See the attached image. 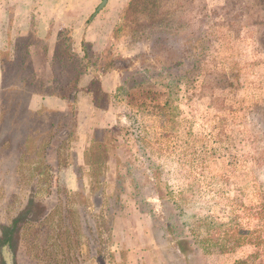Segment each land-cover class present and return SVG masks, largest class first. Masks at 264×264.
Listing matches in <instances>:
<instances>
[{"label":"rangeland","instance_id":"obj_1","mask_svg":"<svg viewBox=\"0 0 264 264\" xmlns=\"http://www.w3.org/2000/svg\"><path fill=\"white\" fill-rule=\"evenodd\" d=\"M106 6L109 39L73 46L64 28L54 41V23L44 39L34 27L1 38L0 112L56 95L79 62L93 79L90 93L84 72L63 106L32 110L30 128L3 136L0 113V243L13 228L0 264H264V0H107L97 12ZM68 43L72 57L57 59ZM18 75L23 92L5 93Z\"/></svg>","mask_w":264,"mask_h":264},{"label":"crops","instance_id":"obj_2","mask_svg":"<svg viewBox=\"0 0 264 264\" xmlns=\"http://www.w3.org/2000/svg\"><path fill=\"white\" fill-rule=\"evenodd\" d=\"M9 2L5 6L0 5V80L2 76L1 58L5 52L1 41L3 36H7V40H9L14 34V36L29 35V30H33L34 27V29L37 28L38 36L44 39L49 35L50 27L54 23L56 24L55 27H57L56 31L53 32L55 35L54 41L57 40V31L68 28L71 29L73 46H81L83 42H98L103 37L109 39L113 32V28L107 25L108 20L103 21L102 19V14L107 6L100 12L96 11L100 4L99 0H31L32 4L28 6L30 8H27V5H23L27 0H9ZM35 7H38L39 10L33 11ZM17 25H21V27L17 28ZM50 38L52 41V35ZM11 51L10 49L9 52ZM110 71L111 73L115 72L114 69ZM89 72L86 70L79 79L80 88L84 87L86 93H90L88 86L92 84L93 79L89 76ZM114 80L115 86H117L118 81L117 79ZM46 84H49V81ZM87 97L88 100L84 105L85 108L90 110L93 108V98H91L90 94ZM50 103L63 106L64 100L49 92L33 94L29 101V109L34 112L41 106H49ZM145 229L146 226L143 225L141 233ZM132 239V234H126L125 241L120 242V244H125L131 248L129 242Z\"/></svg>","mask_w":264,"mask_h":264},{"label":"trees","instance_id":"obj_3","mask_svg":"<svg viewBox=\"0 0 264 264\" xmlns=\"http://www.w3.org/2000/svg\"><path fill=\"white\" fill-rule=\"evenodd\" d=\"M65 34H66V32H65ZM59 37H61V35ZM64 47L65 48L62 49V51L64 50L63 52L58 47L59 52L61 51L62 54L60 55V53L58 54V51H56V56L55 57L57 59L59 58V56H60V59H63V57L67 56V54H69V57L70 58L72 57L71 54H70V50H69V43H68V45H66ZM64 52H65V55H63ZM84 58L90 59L89 55L86 54V53L83 54L82 60ZM82 64H83L82 62H79L77 64L78 66L77 65L75 66L76 68H79L80 70L79 69L78 70L77 69H74L73 79L70 82H68V83H64L60 87H56L58 91H54L55 92V93L53 92L54 94H56L57 96H59L61 99H66L67 98V95H66L67 93L70 94L71 91H73V93L76 92V91L74 92V90H75V84H76L75 82L79 79V75L85 72V68H86V67H84V66H86V64H83V65ZM20 71L22 72L23 70L20 69ZM146 71H148L146 68H140V70L134 72V74L135 73H138V72H146ZM18 78H19V75L16 76V77H14V80H12L11 82H9L7 84V85H10V86H13V87L11 89H8L5 93H10L12 91H16L18 93V95H19V93H22L23 92V91H20V88L21 87L16 85L18 83ZM24 81H25L24 83L26 84V86L31 87V88H34L36 86L37 87H39V86L40 87L45 86L44 85V82L43 81H40V80H36V82L35 81L32 82V81H30V79L25 78ZM125 84H126V80H123L122 81V85H125ZM57 85L55 84V86H57ZM122 85H120L119 89L122 88ZM52 86L54 87L53 84H52ZM13 88H18V90L13 89ZM33 92H36V90H33ZM65 92H67V93H65ZM65 96H66V98H65ZM7 105H6L7 108H5V109H3L1 111L2 112V119H1V121L5 120V117L7 118L6 119L7 123L4 124L2 126V128H1V130L3 132L2 133L3 136H4V134H5L6 131H8L9 129H11V130L12 129H15L14 127H18L19 125L25 126L27 128H30V126L32 127L31 123H32V121H34L33 119H35V116H34L35 113H31V111H29L27 109H25V110L22 111L23 105H22L21 101H18V100L11 99L10 102ZM25 113L26 114L28 113V120H26V121L23 120L24 119V116L23 115ZM24 136L27 138L29 136L28 135V132H25ZM6 143H8V145L10 146V139L6 138ZM23 156H25V153L21 151V154L18 157L19 158L18 163H16L15 168L13 170V174H15V173H17L19 171V166H20V164L22 162ZM31 165H33V163H29L27 168L30 169L31 168ZM36 181H37V179H34V182H32L30 184L28 196H27V198H26V200H25V202L23 204V209H22L21 212H25V213H28V214H34V213H38L39 212L38 211V205H40V203L37 202L36 200H34V196L36 194V192H35V183H36ZM93 182L99 183L97 179H95ZM110 205H111V202L109 204H107V206L105 208L106 209L105 214L107 213L108 215H111V213H110V211H111L110 210L111 209L110 208ZM81 208H84V207L82 206ZM51 210H53V209H51ZM51 210L50 211H47V212L43 211V212L39 213L37 220L36 219H31L30 221H27V223H29V224H36V222L37 223L43 222L46 219H49V217H50V219H52L53 218V215H54L53 213L55 212V214H58V213L60 214V220L57 219V225H63V221H62V218H61V211H60V209L57 208V209H55L54 212H52ZM73 211H76L77 218H80L79 211L78 210H73ZM70 215H71V218H72V214H70ZM63 218H64V216H63ZM78 220H77V222H78ZM18 221H19V218L15 217L10 224L12 225V227H14L13 225H16L18 223ZM12 229H11V227L10 228L9 227L6 228V231L3 234V240L6 243L10 242V239H11L10 236L12 235V232H13Z\"/></svg>","mask_w":264,"mask_h":264},{"label":"flooded vegetation","instance_id":"obj_4","mask_svg":"<svg viewBox=\"0 0 264 264\" xmlns=\"http://www.w3.org/2000/svg\"><path fill=\"white\" fill-rule=\"evenodd\" d=\"M1 246H2V251H3V254L4 255H6L5 256V259L8 261L9 260V251L7 250L8 249V244H9V242L8 243H6L5 241H2L1 243Z\"/></svg>","mask_w":264,"mask_h":264},{"label":"water","instance_id":"obj_5","mask_svg":"<svg viewBox=\"0 0 264 264\" xmlns=\"http://www.w3.org/2000/svg\"><path fill=\"white\" fill-rule=\"evenodd\" d=\"M107 0H101L100 4L97 7L96 11H99L105 4H106Z\"/></svg>","mask_w":264,"mask_h":264}]
</instances>
